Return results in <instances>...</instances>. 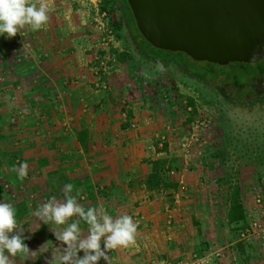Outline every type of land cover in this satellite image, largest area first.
Listing matches in <instances>:
<instances>
[{"label":"crops","instance_id":"crops-1","mask_svg":"<svg viewBox=\"0 0 264 264\" xmlns=\"http://www.w3.org/2000/svg\"><path fill=\"white\" fill-rule=\"evenodd\" d=\"M95 1L101 0H20L15 11L9 9L19 80L15 86L4 85L5 104L17 113L23 104L35 106L31 115L37 122L26 132L33 137L30 151H37L33 157L39 163L52 168L58 154L68 162V242H63L68 264H151L179 257L186 245L197 249L193 264H264V207L247 200L241 187L244 222L252 215L258 225L249 235L248 227L231 234L225 223L217 224L216 213L189 200L196 198L194 193L184 196L183 206H169L166 195L173 190L147 188L153 161L183 155L177 163L189 172L185 183L192 190V174L207 171L197 158L203 150L192 144L187 151L181 149L188 138L163 129L168 116L160 115L152 98L140 93L146 83L120 80V62L107 70L105 81L96 78L100 34L94 24ZM26 74L29 81L23 82ZM13 87L24 91L23 102L16 90L13 97ZM124 103L129 110H121ZM82 132L86 149L77 139ZM159 137L168 143L165 150L155 147ZM56 172L47 173L48 178L63 175ZM89 217L95 223L88 222ZM193 220L198 223L194 228L189 225ZM244 222L229 226L239 228ZM117 233L124 240L111 243ZM235 239L245 241L243 254ZM106 247L112 252L107 257L101 253Z\"/></svg>","mask_w":264,"mask_h":264},{"label":"rangeland","instance_id":"rangeland-1","mask_svg":"<svg viewBox=\"0 0 264 264\" xmlns=\"http://www.w3.org/2000/svg\"><path fill=\"white\" fill-rule=\"evenodd\" d=\"M18 3L20 0H0V264H54L56 261V264H68V247L64 248L63 243L68 242V162L58 154V164L45 168L46 165L33 157L37 151L34 154L30 151L33 137L26 130L37 122L31 115L35 106L30 102L23 104L20 113L14 112L17 108L6 106L7 97L3 95L6 91L4 85L15 86L19 80L16 77L18 48L11 37L15 33L11 31L14 26L9 12L15 11ZM94 3L97 10L106 12L109 23L114 19L122 23L121 28L115 31L109 24L114 36L121 35L119 40L115 37L114 44L110 42L106 48L101 47L99 36L96 78L100 77V82L105 81L107 70L120 62L124 71L120 80L146 83V87L140 89L138 86L137 89L142 95L152 98L150 102L160 115L168 116L169 122L163 129H172L177 138L192 137L191 147L203 150L197 158H201L199 162L207 167V171L192 174L196 185L190 191L185 183L189 172L180 170L178 164L181 163H177L183 155L170 159L176 175L167 174V177L174 181L176 189L166 195L167 203L169 206H183L184 196L191 197L194 193L196 198L189 200L204 206L209 214L216 213L217 224L222 226L225 223V228L232 234L236 227L231 228L227 224L224 211L235 185H240L247 200L264 207V56L251 63L217 65L223 78L205 77L204 80L203 77H195L197 75L182 64L187 55L180 52L169 54L146 44H143L144 54L137 50L126 28L127 24L133 25L131 17L119 0ZM95 17L94 13L96 25ZM8 46L10 50L7 53ZM122 54L126 56L123 60L120 59ZM102 61L106 71L101 69ZM190 61L193 60L190 58ZM194 64L200 70L199 76L206 75V62L194 61ZM6 67L10 68L9 71H5ZM24 76L23 82L29 81L27 74ZM12 89L13 97L17 91L19 100L23 102L24 91L16 87ZM249 89L252 96H248L239 107L235 96L239 91L247 92ZM10 100L16 101L11 97ZM190 100L193 105H190ZM121 110H129L128 103L121 104ZM18 128L22 130L20 135L17 134ZM160 141L161 137L155 142V147ZM161 142L167 143L166 139ZM51 171L63 175L52 174L48 178L47 173ZM178 180L183 183H176ZM254 219L248 215V221L241 228H249ZM103 220L101 218L98 222ZM261 220H264L263 215ZM88 222L95 223L91 217ZM189 225L194 228L198 223L193 220ZM115 235L109 239L111 243L124 240L121 233ZM235 240L237 248L238 244L245 242ZM109 249L106 247L96 253L105 251V256L112 254ZM195 250V247L186 245V250L179 257L166 258V264H192L193 255L198 256ZM161 260L164 259L154 260L151 264H158Z\"/></svg>","mask_w":264,"mask_h":264},{"label":"water","instance_id":"water-1","mask_svg":"<svg viewBox=\"0 0 264 264\" xmlns=\"http://www.w3.org/2000/svg\"><path fill=\"white\" fill-rule=\"evenodd\" d=\"M151 46L227 65L264 56V0H126Z\"/></svg>","mask_w":264,"mask_h":264},{"label":"trees","instance_id":"trees-1","mask_svg":"<svg viewBox=\"0 0 264 264\" xmlns=\"http://www.w3.org/2000/svg\"><path fill=\"white\" fill-rule=\"evenodd\" d=\"M119 1L124 6L125 11H127L129 13V16L131 17V22L133 23L132 26H131V24H129L130 26L127 24L126 28H128V32L132 36V40L135 44V47L137 48V50H139L142 53L143 44H146L149 46H151V45L149 43H147L143 39V37L139 34V32L137 31L134 19L132 17L131 11L127 5L126 0H119ZM126 22H129V21L127 20ZM109 24H110L111 28H113L114 31H115V29H117L119 27L121 28V26H122V23L118 22L115 19L113 21H110ZM115 37L119 40V38H121V35L116 34ZM168 53L171 54V52H169V51H168ZM142 54H144V53H142ZM179 54L183 55V53H179ZM124 57H126L125 54H122L120 59L123 60ZM184 57H185V59L183 60L182 64L185 67L190 68L192 73L194 75H197L195 77H203V79L205 77L223 78L222 73L217 69V65L211 64L208 62H206V70H207V73H205L206 75L199 76L200 70L195 68L194 61H190V58L188 56H184ZM248 96H252L251 89H249L247 92L239 91L238 95L235 96V103H238V106L242 107L243 105H241V104L246 102L245 99H247ZM189 103H190V105H193L192 100H190ZM235 105H237V104H235ZM84 136H85V133L82 132L77 136V139H78L80 145L84 149H86L87 145L84 143V140H85ZM166 147H167V143L164 144V150L166 149ZM171 162H172L171 160L169 161V160L163 159V158L152 162L151 173L146 178V186L148 189L151 190V189L165 188V189H169V190H173V191L176 189V184L174 183V181H172L171 179H168V177H167L168 170L170 168H173L171 165ZM225 215H226V220H227L228 225L244 222L246 219L245 218V209H244V206H243V203L241 200V188H240L239 184L235 185L231 191ZM237 228L238 227H236V229L233 231H237ZM239 228H241V227H239ZM233 231H231V232L233 234H236ZM242 247H243L242 243L238 244V250L240 253L243 254V252H242L243 248Z\"/></svg>","mask_w":264,"mask_h":264},{"label":"built area","instance_id":"built-area-1","mask_svg":"<svg viewBox=\"0 0 264 264\" xmlns=\"http://www.w3.org/2000/svg\"><path fill=\"white\" fill-rule=\"evenodd\" d=\"M95 23H96V28L97 30L99 31V34H100V39H101V43L102 45L106 48L107 45L111 42V44H114L115 43V36L112 32V29H110L109 27V18H108V15L106 14V12L104 11H100L99 9L97 10L96 9V13H95ZM101 19L104 21H101ZM104 62L102 61V65H101V69L106 71L107 68H105L104 66ZM165 139L164 137H161V141ZM194 139L191 137V138H188L186 139L185 141H183V143L181 144V149L183 148V151H187L189 149V146L193 143ZM159 142L158 146L161 147V148H164V144L163 142ZM176 171L174 170V168L170 171H168V175H176L175 173ZM177 183H183L182 180H178ZM257 202L259 203V199H257ZM255 227H258V225L256 224H252L249 226V228L246 230V233L247 235H249L250 233H252V229H254ZM196 257L197 259V256L196 254L193 255V259H192V264H193V261H194V258ZM158 264H166V261L165 260H161L160 262H158ZM177 264H181V262H178Z\"/></svg>","mask_w":264,"mask_h":264},{"label":"flooded vegetation","instance_id":"flooded-vegetation-1","mask_svg":"<svg viewBox=\"0 0 264 264\" xmlns=\"http://www.w3.org/2000/svg\"><path fill=\"white\" fill-rule=\"evenodd\" d=\"M264 68V67H263Z\"/></svg>","mask_w":264,"mask_h":264}]
</instances>
